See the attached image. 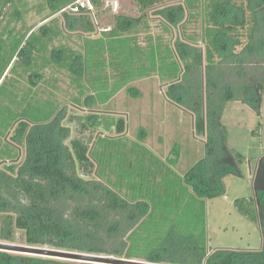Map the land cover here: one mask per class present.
Returning <instances> with one entry per match:
<instances>
[{"label": "trees", "instance_id": "1", "mask_svg": "<svg viewBox=\"0 0 264 264\" xmlns=\"http://www.w3.org/2000/svg\"><path fill=\"white\" fill-rule=\"evenodd\" d=\"M74 1L46 0L51 13L34 29L25 23L22 0H0V241L15 242L20 231L27 245L70 252L152 263L264 264V155L254 195L237 200L238 210L260 225L261 248L213 249L206 230V199L226 193L224 178L242 176L238 162L245 158L227 145L226 106L251 102V94L256 103L262 100L264 82L250 73L247 60L264 51V0H136L138 17L116 14L97 37L90 14L61 12ZM93 2L97 12L104 6V0ZM155 8L167 32L184 28L187 13L200 19V39L171 45L158 34L143 45L135 33L149 27ZM57 13L64 24L52 17ZM13 21L23 26H11ZM71 32L79 48L54 44L56 38L74 39ZM49 67L69 74L71 103L94 112L123 88L138 97L131 83L158 74L168 83L167 96L194 113L199 126L207 119V158L182 176L175 169L181 144L162 158L145 144L144 127L135 138L111 136L95 113L80 116L83 128L98 131L94 143L72 138L63 122L71 113L57 96ZM226 71L240 81L228 82ZM42 86L44 92L50 87L46 97L40 96ZM0 264L100 263L0 250Z\"/></svg>", "mask_w": 264, "mask_h": 264}, {"label": "rangeland", "instance_id": "2", "mask_svg": "<svg viewBox=\"0 0 264 264\" xmlns=\"http://www.w3.org/2000/svg\"><path fill=\"white\" fill-rule=\"evenodd\" d=\"M236 1L240 3L242 0ZM115 2H118L116 10L113 9ZM21 8L26 25L34 29H38L46 21L45 18L51 13L46 0H22ZM158 8L149 11V27H140L139 32L135 33L137 39L143 45L147 44V38L150 35L155 36L158 34H163L171 45H174L179 40L187 41L190 36L194 35H197L200 39L202 32V22L200 19H193L187 13L184 28L183 25L174 26L172 31L167 32L160 24V16L156 14L155 10ZM10 10L7 9L5 11L6 17L4 18L3 25L8 23ZM96 14L99 25L101 27H108L114 24V16L116 14L138 17L141 12L139 11L136 0H104L103 8L99 9L98 12L96 11ZM55 16H60L61 24L65 23V17L61 16L60 13L52 17ZM93 20L94 22L96 21L95 19ZM15 25L19 29L23 26V23L11 22V26ZM100 32V29L97 27L92 36L97 37L100 35ZM71 33L74 34V39L69 40L65 37L56 38L54 44L66 42L74 48H79L80 42L77 34L74 32ZM185 33L186 36L184 35ZM197 45L204 47L200 40H198ZM247 63L250 73L264 82V51L252 55L247 60ZM112 72L110 69L109 73L112 74ZM47 73L49 77L54 78V81L58 85L59 89L56 91L59 100L63 102L68 112L72 114L67 117L65 116L66 118L63 120L65 126L72 128L70 133V135L72 134V138L80 137L85 142L90 141L92 145L98 135V131H95L93 127L83 128L80 123L86 119L80 116L86 117L88 114L95 113L96 115L93 116H96L98 119L100 118L102 121L104 114H115L118 116V124L111 130L103 129L106 134L111 136L126 134L130 138H135L139 127H144L147 132L145 144L162 158L168 156L176 142L181 144L182 156L175 169L182 176L185 175L184 173L187 170L200 163L202 159L207 158L208 148L206 141L209 133L207 119L204 121V125L199 126L196 123L194 113L189 111V109L183 108L167 96L166 89L168 83L162 81L158 74H152L151 76L137 79L131 83V85L139 90L138 97L131 95L127 88H123L109 102L101 104L97 111L94 112L84 107L78 108L71 103L66 90L71 93L73 89L69 86L70 77L66 71H56L54 67H49ZM226 74L227 77L225 78L228 79V82L230 81L232 83V80H234L233 83L235 85L237 81H240L235 75L230 74L229 71H226ZM24 83L26 85V82ZM205 85L206 80L203 74V105L206 112L208 103ZM41 90L40 96L46 97L50 92V87L46 86V93L43 91V86ZM261 91L262 100L259 104L253 98L254 94H251V102H246L244 99L229 101L222 117V123L228 129L226 136L228 147L234 150L235 153L243 154L245 158L244 161L238 162L242 176L229 175L224 178L226 193L222 196L206 199L207 239L208 245L213 249H259L262 246L263 239L260 225L244 216L237 208L238 199H246L254 195L253 178L257 169L258 159L264 155V90ZM257 94H259V91H257ZM73 114H79V116L74 119ZM220 138H222V135ZM70 139L69 137L66 142H69ZM24 150L25 148L23 149V153ZM205 161L201 163L202 166L208 160ZM16 237L15 242L0 241L3 244L15 245V249L1 247L0 250L85 262L51 254L53 252L50 251L37 253L21 250L23 247H37L47 250L70 252L64 249L54 248L50 245H27L20 231L17 232ZM121 259L126 258L121 257ZM129 260L144 261L141 259ZM100 264L111 263L102 262Z\"/></svg>", "mask_w": 264, "mask_h": 264}, {"label": "water", "instance_id": "3", "mask_svg": "<svg viewBox=\"0 0 264 264\" xmlns=\"http://www.w3.org/2000/svg\"><path fill=\"white\" fill-rule=\"evenodd\" d=\"M118 124V116L115 114H104L102 117V126L104 130H111L115 128ZM5 246V247H4ZM12 248L15 249V245L10 244H3L0 243V248ZM25 251L29 252H37V253H44L43 251H50L53 252L51 254H56L59 256L69 257L78 259L85 262H94V263H111V264H160V263H152V262H144V261H135L129 259H121V258H114L108 256H101V255H94V254H87V253H75V252H66V251H56V250H47L37 247H23ZM50 254V253H49Z\"/></svg>", "mask_w": 264, "mask_h": 264}, {"label": "built area", "instance_id": "4", "mask_svg": "<svg viewBox=\"0 0 264 264\" xmlns=\"http://www.w3.org/2000/svg\"><path fill=\"white\" fill-rule=\"evenodd\" d=\"M118 7V2L113 4V9L116 10ZM96 6L93 0H75L73 3L69 4L68 6L64 7L61 12H71V13H80V12H87L95 19V25L100 29L108 30L110 27H101L99 22L97 21L96 15Z\"/></svg>", "mask_w": 264, "mask_h": 264}]
</instances>
